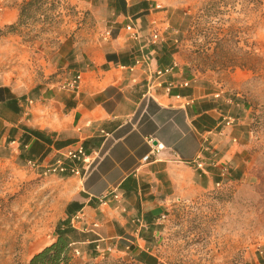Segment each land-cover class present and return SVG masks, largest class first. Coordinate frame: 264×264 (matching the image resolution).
Returning <instances> with one entry per match:
<instances>
[{"label":"crops","instance_id":"0c3cea01","mask_svg":"<svg viewBox=\"0 0 264 264\" xmlns=\"http://www.w3.org/2000/svg\"><path fill=\"white\" fill-rule=\"evenodd\" d=\"M28 1L0 0V158L43 176L58 159L71 166L62 153L81 143L87 159L75 164L79 173L50 176L69 186L61 219L74 230L67 235L70 247L82 258H96L100 244L153 264L151 240L160 235L158 224L175 201L244 176L251 132L245 106L235 98L240 93L215 89L210 83L217 81L207 73L189 72L180 42L167 37L173 16L185 17L203 0H61L77 14V31L56 47L45 38L31 41L8 31L20 28ZM153 22L163 36L156 45L146 40ZM129 23L140 27L139 41L128 37ZM142 54L152 70L177 64L164 83L188 85L169 93L157 87L145 98L148 74L128 70ZM77 76L74 89L65 87ZM252 76L245 70L229 75L238 90ZM237 115L232 126L223 124V118ZM157 144L162 149L151 152ZM210 151L220 159L217 165L206 162ZM199 157L205 160L200 169ZM114 191L119 201L109 196L99 203Z\"/></svg>","mask_w":264,"mask_h":264},{"label":"rangeland","instance_id":"374dc122","mask_svg":"<svg viewBox=\"0 0 264 264\" xmlns=\"http://www.w3.org/2000/svg\"><path fill=\"white\" fill-rule=\"evenodd\" d=\"M28 2L20 28L9 32L31 41L45 38L56 47L61 37L77 31L72 25L77 14L61 0ZM179 15L167 37L180 42L189 72L207 73L217 81L210 83L215 89L240 93L235 98L245 106L251 137L243 178L224 180L170 206L158 224L160 235L151 240L153 264H264V0H203ZM238 70L253 74L240 90L229 77ZM50 176H35L0 158V264H28L59 232L69 186ZM78 252L71 248L70 264H146L115 252L97 251L96 258Z\"/></svg>","mask_w":264,"mask_h":264},{"label":"built area","instance_id":"2783aa9c","mask_svg":"<svg viewBox=\"0 0 264 264\" xmlns=\"http://www.w3.org/2000/svg\"><path fill=\"white\" fill-rule=\"evenodd\" d=\"M125 30L127 32L128 37L133 40V41H139L142 38V33H141V29L140 27H138V25L134 24V23H129L125 26ZM106 35L109 37V33L107 32ZM149 44L152 45H156L159 44L160 42L163 41V36H162V32L161 29L158 28L157 25H155V23L153 22L151 24V27L149 28L148 34H147V39H146ZM177 64L173 63L171 65L168 66H164L162 68H155L154 70L151 69V63H150V59L146 56V55H140L139 57L135 58L132 65H130L128 67V70L131 72H134L137 69H141L144 71V73H147L149 78L146 84V91L144 93V97H152V90L154 88L157 87H162L164 86L165 91L167 93H169L171 91V89L174 86H178V87H185L188 85V82L185 80H180L177 83L175 82H166L164 83L162 81L163 77H165L168 74H172L175 69L177 68ZM79 76L71 79L70 81H68L65 85V87L67 88H71L74 89L79 81ZM216 97L219 96V93H217L215 95ZM176 99H181L180 95H175ZM190 99H186V103H189ZM237 122V118H235L234 116H227L225 118H223V124L225 126H232L233 124H235ZM151 141V140H150ZM162 149V145L161 144H157L155 146H153V150L151 152L153 153H159V151ZM210 155L212 157H210V159L208 158L206 160V162H210L213 165H217L220 161L219 158H217V155L214 151H210ZM149 154L144 156L143 160L146 161L149 158ZM62 158L64 159H68L72 162L71 166H66L63 162L62 159H58L55 164L50 165L48 167H46L44 174L47 175H60V174H64L66 172H69L70 174L76 175L79 173L78 168L76 167L75 164L80 163V162H86L87 156L85 154V150L84 147L81 143L76 144L73 147L67 148L63 151L62 153ZM200 160V157H199ZM204 159L197 161L196 162V167L197 168H202L203 164H204ZM28 166L34 168L36 167L38 164L34 163L32 161H28ZM226 169L222 168V176L225 175ZM220 184H217V186H219ZM111 196L113 199L119 201L121 198L119 196V194L117 192H109V193H105L102 196H100L99 198V203L104 205L107 203L108 197ZM166 216H162V220L165 219ZM82 218V215L77 216L76 218H74V222H78V220H80ZM70 246H73L72 244H70ZM96 251H98L99 253H105V252H110L111 249L110 248H103L100 246V244H97L95 246ZM74 252L76 254H78V250L74 249Z\"/></svg>","mask_w":264,"mask_h":264},{"label":"trees","instance_id":"16d2710c","mask_svg":"<svg viewBox=\"0 0 264 264\" xmlns=\"http://www.w3.org/2000/svg\"><path fill=\"white\" fill-rule=\"evenodd\" d=\"M26 4H29V2ZM25 5L23 6L21 13ZM9 28H12V26ZM73 231L74 230L67 225V221H63L54 240L33 254L28 264H70L71 248L67 235H70Z\"/></svg>","mask_w":264,"mask_h":264}]
</instances>
